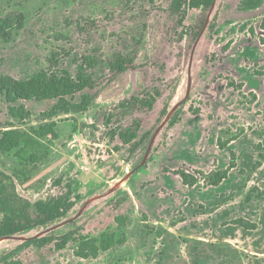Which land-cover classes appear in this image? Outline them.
Masks as SVG:
<instances>
[{"label": "rangeland", "instance_id": "obj_1", "mask_svg": "<svg viewBox=\"0 0 264 264\" xmlns=\"http://www.w3.org/2000/svg\"><path fill=\"white\" fill-rule=\"evenodd\" d=\"M172 1L0 0V20L24 16L8 42L0 39V75L23 81L65 69L75 78L83 57L97 62L88 72L92 88L81 92L95 94L84 113L42 121L53 101H20L31 113L20 124L0 96V130L26 132L49 149L31 167L0 156L7 192L34 204L65 196L69 186L78 199L67 217L0 239V264H264V1L241 11V0H213L207 11L186 8L182 23ZM128 52L134 62L113 75L108 58ZM153 89L160 96L151 110L120 112L121 102ZM169 97L167 117L144 145L111 139L110 129L134 119L148 130ZM175 110L178 121L167 128ZM229 151L236 168L219 187H206ZM176 170L197 183L184 186ZM116 217L126 218L122 227ZM239 218L257 229L228 224ZM104 231L122 243L95 259L77 257L78 242L16 250L45 235Z\"/></svg>", "mask_w": 264, "mask_h": 264}, {"label": "trees", "instance_id": "obj_2", "mask_svg": "<svg viewBox=\"0 0 264 264\" xmlns=\"http://www.w3.org/2000/svg\"><path fill=\"white\" fill-rule=\"evenodd\" d=\"M263 1L241 0L239 9L241 11H251L258 8ZM212 3L213 0H173L170 12L173 15H177L179 17L178 21L182 23L185 19L186 8L207 11ZM23 22L24 16L22 14L17 15L15 21L0 20V39L8 42L13 31L19 30ZM197 34H195V37ZM134 57L135 54L132 52L113 54L107 61L109 71L113 75L126 72L134 62ZM96 65L95 58L83 57L82 62L77 67L75 78H72L65 69H59L55 72L41 70L23 81L0 75V96L3 97L7 104L9 116L20 124L31 117V113L23 105L19 104L20 101H53L52 107L40 114L42 121L70 113H84L93 103L95 94L81 92L92 88L93 81L88 72L94 69ZM258 74L262 75L260 72ZM227 86L239 89L242 84L235 85L230 82ZM77 93H81L78 100L75 99ZM159 96V90L153 89L145 92L143 97L134 96L121 102L118 108L120 112L126 113L135 109L151 110ZM169 100L170 97L164 103L154 124L148 130L143 131L141 121L134 119L128 126L110 129L109 135L111 139L117 138L122 146L140 147L144 145L167 117ZM177 114L178 110H175L169 117L166 122L167 128H171L177 123ZM109 121L110 118L107 119L106 124L109 125ZM233 140H236V138L220 144V148H226ZM10 153L18 159L23 167H31L48 157L49 149L26 132L4 128L0 130V156ZM235 168L236 155L233 151H229L227 166L210 173L206 177L204 185L213 188L219 187L228 179L230 172ZM173 173L179 176L184 186L193 187L197 183L196 177L184 170H176ZM24 178L26 179V177ZM77 200L68 186L67 193L63 197L29 204L18 199L17 196L9 194L6 186L0 181V239L18 236L35 228L46 227L67 217L75 208ZM125 221V217L115 218V223L118 227H122ZM228 224L248 231L257 229L255 223L240 218L231 220ZM72 242H78L75 255L86 260L89 258L95 259L100 253L112 250L120 245L122 240L117 239L116 234L112 231H104L96 238H75L73 232H68L60 236L45 235L28 239L18 245L16 250L31 246L41 249L45 246L53 245L55 251H62Z\"/></svg>", "mask_w": 264, "mask_h": 264}]
</instances>
